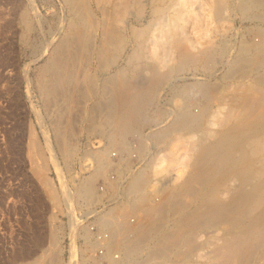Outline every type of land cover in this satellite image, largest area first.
<instances>
[{
    "label": "bare ground",
    "instance_id": "6f19581e",
    "mask_svg": "<svg viewBox=\"0 0 264 264\" xmlns=\"http://www.w3.org/2000/svg\"><path fill=\"white\" fill-rule=\"evenodd\" d=\"M68 2L73 11L72 20L69 21L70 24L63 38L48 58L46 70L51 76H43L41 80L39 79L43 92L53 97L54 101L59 98L70 103L74 91L82 92L83 87L93 86V76L84 73L79 77L77 73L79 66H76L81 55L86 51L90 52L93 48L105 54L112 48L120 53L127 52L130 48V52L127 53V62L130 65H127V70L116 68V72L106 77L105 82H110L111 87H108L103 94L109 93L113 97V102H108L109 108L112 107L109 109L112 114L110 113L111 117H109L111 120L107 121H111L114 127L111 131L107 128V131H102V128L98 130L99 132L96 131L98 134L102 133V138L103 134L107 135L110 146H116L115 150H119L124 158L118 155L114 160L108 155L107 151L110 147L106 144L102 150L95 153L92 171L85 177L82 175L83 178L78 182L74 181L77 183L73 184L72 188L66 189V185V190L61 192L62 199L68 204L77 200L89 203L95 198L93 197L94 187L97 185L95 178L105 176L104 172L107 171L105 165L115 161L113 162L115 170L126 168L125 164L129 163V152L133 151L131 150L133 145L128 144L129 140L125 138L126 134H130L129 132L137 133V137L132 141H136L134 151L138 156L143 155L149 141L163 146L161 152L156 149L159 154L156 157L154 154V160L152 159L145 166L134 168L135 171L130 179L127 178L128 185L124 184L121 187V194L124 193L125 198L117 201L116 205L107 212L103 211L104 214L101 212L102 216L98 214L106 222L107 228H105L109 229V238L98 240L96 237L98 242L95 243L87 231L80 246L71 243L73 255L78 250L86 251L89 256L87 255L83 260L87 264L90 257H93L91 252H95V247L101 245L105 251L103 257L107 264H264V26L262 24L264 0H241L238 4L235 3L242 18H247L251 22L249 31L253 33L254 38L242 40L237 51H234L236 53L232 54V57L229 54L231 58L227 59L229 63L226 64L227 68L221 75L222 82L219 83L217 80L216 84L212 83L213 81L196 79L192 83L173 87L182 99L194 95L199 97L197 98L199 101L196 100V104L193 105L192 102H188L189 99L182 101L183 104L181 102L179 108L177 107L171 115H167L166 122L157 124L155 130L146 134L141 133L143 125L163 113V108L157 105L152 108L159 84L170 79L174 73L194 68L197 64L210 70L217 49L209 46L210 44L206 47L198 46L182 35L183 29L180 30L179 26L175 27L176 21L181 20L185 15L184 2L188 0H68ZM91 3H94L99 10L98 18ZM205 3L216 19L225 15V10L231 6L230 0H205ZM153 48L156 51L161 49L162 53L139 55L141 50L143 54V50L146 52L148 49L151 53H155ZM217 48L220 52L225 49L223 45ZM84 55L86 56L85 53ZM107 55L103 58L107 59ZM112 57L109 58L113 59ZM136 59L138 61H133ZM102 61L99 63L101 64ZM247 77H250V80L244 81ZM231 79L234 81L236 79L238 82H234L236 86L229 90L228 86L231 88L234 85L231 83L228 85V80ZM94 91L96 92L95 89ZM82 94L86 95L85 92ZM99 102L97 107L93 106L97 102L91 104L94 107L93 114L95 111L107 108L101 109L102 106H98ZM214 103L218 104L215 108H213ZM66 112L70 114L68 110ZM164 112L166 114L165 109ZM106 115L103 117L105 118ZM71 120L70 122L74 123ZM60 122V125H64L62 120ZM66 122L68 128V118ZM61 128L60 126L58 129L60 131H57L59 152L64 158H71L76 149L75 143L71 142L73 137L70 138L69 135L72 131L64 132L62 129L61 132ZM50 146L49 158L59 170L61 168L59 159ZM28 147V155L31 161L34 160L33 168L37 173L34 172L40 177L42 171L37 149L31 143ZM164 170L168 172L166 180L160 185L152 183L153 174L157 173L159 176ZM104 179L109 190H118L115 178L111 179L106 175ZM155 180L153 181L156 182ZM42 185L47 187L48 182L43 180ZM108 188L105 190L109 191ZM71 205L69 204L70 208ZM51 208L53 211L54 206L52 205ZM49 214L48 218L54 215L51 212ZM129 215L134 216L133 221L129 219ZM83 228L89 230L88 227ZM48 231L50 232L48 237L42 234L34 238L33 249L26 250L24 256L35 255L34 260L40 262L49 254L52 250V242L55 245L56 237L53 240L52 229ZM197 239L198 242L195 244ZM198 246L202 250L199 249L201 252L195 253L198 257L194 259L192 255ZM113 251H117V257L113 256ZM133 256H137V259L134 260Z\"/></svg>",
    "mask_w": 264,
    "mask_h": 264
},
{
    "label": "rangeland",
    "instance_id": "374dc122",
    "mask_svg": "<svg viewBox=\"0 0 264 264\" xmlns=\"http://www.w3.org/2000/svg\"><path fill=\"white\" fill-rule=\"evenodd\" d=\"M239 1L241 0H230V7L232 9L228 7L229 9L227 8L228 10H225V15L221 17L222 20L221 18L216 19L208 4L205 3V0H188V2H184L186 5L185 15L183 14L184 16H182V19L176 21L177 23L175 22V27L179 26L178 28L180 30L183 29V32L181 31V33H183L182 35L186 39L188 38L187 40L197 43L198 46L206 47L210 44L209 46L217 49L213 56L210 67L211 69L209 68L210 70H208V68L197 64L194 65V68L191 67L186 71L184 70L176 74L174 73L175 75L173 74L170 79L165 80V83L163 82L159 84L152 108L156 107V105L157 107L159 106L160 108H163V117L161 114V117L159 116L156 119L151 118V120L143 125L144 127L141 129V133L145 132L146 134V132H151L156 129L157 124L159 125L166 122L167 115H171L177 107L179 108L182 101H187L189 99L188 102H192V105L194 103L196 104V100L199 101V99H197L199 97H195L194 95H190V97L187 96L185 98L182 96L183 100L180 95L177 94V90L175 89L176 87L185 83H192L196 79H204L203 81L205 82L213 81L212 83H218L217 80H219V83L222 82L221 75L227 68L229 63L228 60L232 57V54L236 53L234 51H237V48L242 40H250L251 38H254L252 35L253 33L249 31L251 22L247 18H242L243 16L241 15V12H239L237 6L235 5V3L238 4ZM186 3L189 6H187ZM91 5L92 9L97 14L96 17L98 18L100 16L99 10L96 8L94 3H91ZM69 6L70 4L68 0H0V264H44V261H46L47 264H86L83 259L87 257L88 253L86 251L83 252L78 250L76 254L73 255L70 248L71 243L73 242V244H77H75V246H80L84 240L83 235L87 231H89L87 233L90 234L92 240L95 243L98 242L96 240V237H98L96 233L83 227L87 228L88 225L90 226V222L97 217L102 220L101 225H99L101 226L100 228L107 230L106 222L101 219V216L115 206L117 201L125 198L124 193L122 195L120 192L121 185L128 182L127 178L130 179L131 175L134 173V168L138 165V160H134L135 157H133V165H130L131 168H124L125 171L122 169L124 171L120 172L122 175L114 170L113 162L115 161L110 162L111 165H105V170L107 169V171L104 172L105 176H98L95 178V182L98 186L94 182L96 186L94 187L95 191L93 197L95 198L92 199V203H85L82 200H77L78 204L76 201V203H69L70 205L72 204L70 208L69 204L67 202L65 203L64 199H62V193L66 185V189H69L70 187L72 188L73 184L77 183L80 178H83V176L85 177V175L87 176L88 173L92 171L94 165L93 162L95 161L94 157L97 151L102 150L107 144V147L108 145L110 147L107 151L109 153L108 155L111 156L113 154L114 156V154H119V150H115L117 149L115 148L116 146H110L107 135L103 134L102 138V133L98 134L97 132H99L101 128L102 131H105L106 128L108 131H111L114 127L111 121H107L109 119L111 120L109 117H111L110 113L112 114V112L109 109H112V107L109 108V103L113 102V97H111L109 93L108 95L103 94L106 93L105 90H108V87H111V83L105 82V79L107 76L110 77L113 72H116L119 67L126 69V67H128L127 65H130L127 62V53L130 52V48L127 49V52L123 51L121 53L119 51H117V53L116 50L112 48L110 52H107L108 55L93 48L90 52H84L86 56L84 53H81V59L79 58L76 63L78 64L76 66H79L77 67V70L79 71L77 72L78 76L80 75L79 77L85 73L90 74L93 76L92 78H94L93 86H86V88L83 87L82 92H85L86 95H83L82 92L78 90L74 91V96L73 98L71 97L72 100L70 103L65 99L62 100L59 98L54 101L53 97L51 98L48 94L47 96L41 89L39 82L43 76H51L49 71L46 70V65L51 53L60 42V39L63 38L65 31H67L66 29L69 26L68 24H70L69 21L72 20L73 11L71 6ZM198 11L199 13H197ZM22 18H26L27 20ZM21 19L22 22H20ZM262 24L264 26V22ZM26 26H28V28ZM256 38L257 37H255V39ZM221 45L225 48L222 52H220L217 48ZM149 49L152 50V48ZM149 49H146V52L143 50L145 52H143V54L141 53V50L139 55H158V53H162L161 49L156 51L155 48H153L155 53H151V50L149 51ZM96 52H98V54H96ZM106 55L108 56L107 59L109 61L106 58H103V56ZM111 56H113V59L109 58ZM88 57L91 59L89 60ZM220 57L223 62H221ZM85 58L88 61L84 60ZM101 60L103 61L100 64L99 61ZM110 60L113 61L110 62ZM133 61H138V59ZM212 67L215 68L213 73ZM44 70L48 72L45 73ZM244 79V81H249L250 77ZM234 82L237 83L238 81H236V79L235 81L233 79L228 80V85L229 83L233 85ZM235 86L236 84L231 86V88L228 86V89H233ZM99 89H104V91ZM100 91L102 93H100ZM73 100L77 103H72ZM103 101L106 104H104ZM98 102L100 104L98 106H102L101 109L107 107L105 108L107 111H105V109L101 111L98 110L97 112L95 111L96 114L94 113V115L92 109L94 110L93 106H96ZM92 103H95V105L92 106ZM89 106L93 108H90ZM217 106V103L213 104V108ZM65 107L68 109L64 110ZM164 109L166 110V114ZM67 110L71 115L67 112V114L65 113ZM90 110L92 113H90ZM97 113L99 115H97ZM104 115H106L105 118L107 117L108 119L105 120L103 117ZM88 116L91 118H86ZM67 118L69 122L68 128L66 122ZM70 119H72L71 121L74 123L70 122ZM60 120H62V124L65 126L60 125ZM98 121L100 122L98 123ZM64 122H66V124ZM60 126L62 127L61 132H63L62 129H64V132H70V130L72 131L69 135L71 136L70 138L73 137L71 142L73 141L72 143H75L76 149L75 153L72 155L73 157L71 158L66 159L59 152L58 132L60 130L58 129H60ZM149 127L150 129H147ZM73 130L75 134L73 133ZM129 133L130 134L125 135V138H127V141H130L131 139L130 142L128 141V144L130 143L131 146L133 145L131 149L133 151L132 153L129 152V155L132 154L131 156H133L136 154L134 151L136 141L132 140H135L137 133ZM30 143L34 145L38 152L39 166L42 171L40 177L38 174H35L36 171L33 168L34 160L31 161V157L28 155V146ZM152 144L155 143H153V141H149L147 143L148 148L145 150V154L147 156H144L142 161L145 160V157H147V160H150V158H154V154L156 157V155L161 152L160 149L163 148V146H161L162 144H155V146ZM49 146L53 149L56 158L59 159V165L61 166L59 169L60 171L55 167L49 158ZM156 149H159V152ZM88 150H90V152ZM153 151L157 153H154ZM148 155L150 158H148ZM70 159H73L71 160L72 163H70ZM109 159L111 161L110 157ZM166 172L164 171L162 173L165 174ZM60 175L63 177L62 179ZM72 175L74 178H71ZM106 175L111 177V179L115 178L117 180L118 190H109L108 186L104 183ZM156 176L154 175L153 178L151 177L152 182H154L153 180L155 179L158 181V178L161 177L162 174L157 176V178ZM123 177L125 178L124 180ZM43 180L48 182L47 187L42 185ZM106 188H108L110 192L105 190ZM112 191L117 192H115V194L112 193ZM94 201L97 202L95 203ZM40 204H42V206ZM52 205L54 206L53 211L51 210ZM67 206L70 209L66 208ZM50 212L54 215H52L51 218H48ZM99 213L101 216H98ZM128 217L129 219L131 218V220L134 219L133 215H129ZM47 220H51L52 223L50 221L48 223ZM70 222L72 223L70 224ZM49 224H52L51 227ZM47 229L50 231L52 229L54 233L53 240L56 237L55 245L52 242V250H50L49 254L43 257L40 262L34 260L35 255L30 257H28V255L24 256L23 253L26 250L31 251L33 249L32 246L34 244V238L37 235L45 234L48 237L50 232ZM107 231L109 232V229ZM74 233L75 238L73 237ZM200 233L202 234V232ZM200 233L198 236H200ZM93 238H95V240ZM49 240L50 238H48L47 241ZM196 242H198V239L195 240V244ZM53 245L56 248L53 247ZM101 247V245H97L95 247V252H91L93 257H90L87 264H101V262L106 264L107 261L105 258L103 257L106 262L99 256V250ZM196 249L193 253L194 255H192L194 259L198 257L195 253L201 252L200 250H202L200 246ZM94 253H96L95 257ZM93 258L94 261H92ZM133 259L136 260L137 256H133Z\"/></svg>",
    "mask_w": 264,
    "mask_h": 264
},
{
    "label": "built area",
    "instance_id": "2783aa9c",
    "mask_svg": "<svg viewBox=\"0 0 264 264\" xmlns=\"http://www.w3.org/2000/svg\"><path fill=\"white\" fill-rule=\"evenodd\" d=\"M144 154H145V152L143 153V155H140V156H138L137 155V153H136V155H133V156H130L129 155V163H127V164H125V166H126V168H131V166L130 165H133V157H135V159H137L138 160V165L135 167V169L137 168V167H139L140 165H142V166H145L146 164H148L149 163V161H151L152 159L154 160L155 159V157L154 158H150V160H147L146 158H145V160L144 161H142V158L144 157ZM118 155H120V153L119 154H114V156H113V154L111 155L112 156V158H116ZM157 156V155H156ZM120 157H123V155H120ZM124 158V157H123ZM144 159V158H143ZM116 160V159H115ZM115 167V166H114ZM125 168V167H124ZM122 169L123 168H121V169H118V170H116L117 172H121L122 171ZM135 169H134V171H135ZM114 170H115V168H114ZM165 171V170H164ZM166 172V171H165ZM159 173V172H158ZM153 175H156V174H153ZM168 177V172L167 173H165V174H162V176L161 177H159L158 179V181H161V182H152V183H156V184H158V185H160V184H162V182H164L165 180H166V178ZM128 182H126V183H124L126 186L128 185L127 184ZM122 186H124L123 184L121 185V187ZM120 192L122 193V189H120ZM101 223H102V220H100V219H98V218H95L92 222H90V226H88L89 227V229L90 230H92V231H94L95 233H96V235L98 236L97 237V239L98 240H101V239H104V238H109V232L107 231V230H105V229H102L101 230V228H100V226L99 225H101ZM99 228V230H98V228ZM96 228V229H95ZM106 231V232H105ZM113 252H116V251H113ZM104 253H105V251H103V248L101 247L100 248V250H99V256L101 257V259L103 260V261H105L104 259H103V256H104ZM113 256H115V257H117L118 256V253H113ZM101 260V261H102ZM106 262V261H105ZM101 264H104L103 262H101ZM106 264H107V262H106ZM117 264V263H116Z\"/></svg>",
    "mask_w": 264,
    "mask_h": 264
}]
</instances>
